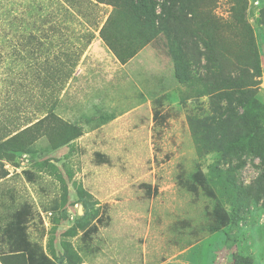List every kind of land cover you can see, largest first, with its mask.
Masks as SVG:
<instances>
[{
	"label": "rangeland",
	"instance_id": "rangeland-1",
	"mask_svg": "<svg viewBox=\"0 0 264 264\" xmlns=\"http://www.w3.org/2000/svg\"><path fill=\"white\" fill-rule=\"evenodd\" d=\"M172 1L190 12L187 40L169 37L182 47L185 69L175 66L165 32L120 63L99 37L111 6L0 0V130L10 135L33 123L46 101L79 129L66 145L41 137L26 153L0 158V253L5 225L27 204L28 239L56 264H264V0H243L239 8L234 0ZM237 12L252 29L262 72L244 91L245 108L227 106L223 82L213 93L195 37L216 53L221 79L223 52L247 67ZM81 51L58 92L41 85L43 63L57 56L66 64V55ZM155 109L165 116L161 124ZM230 126L235 133L223 140ZM246 129L254 153L245 148ZM237 143L241 149L232 150ZM95 153L109 162L97 164ZM196 172L215 200L201 188L189 191ZM215 203L230 222L210 233ZM102 212L106 226L82 245L80 235Z\"/></svg>",
	"mask_w": 264,
	"mask_h": 264
},
{
	"label": "trees",
	"instance_id": "trees-1",
	"mask_svg": "<svg viewBox=\"0 0 264 264\" xmlns=\"http://www.w3.org/2000/svg\"><path fill=\"white\" fill-rule=\"evenodd\" d=\"M96 4H104L111 6L113 10L109 14L108 18L99 30V37L103 44L110 50L115 58L120 62H127L136 53L147 45L151 40L156 38L159 33H168L167 42L171 46V53L176 67L184 68L187 63L182 60L183 54L179 50L182 48L175 47L173 41L169 38L170 34L183 36L187 30L191 29L188 26L187 14L190 12L188 8L177 5L172 0H92ZM236 7L243 6V0H234ZM244 7V6H243ZM159 10L156 13V10ZM237 9H234L236 11ZM243 15L241 13H235L236 22L242 23L244 30L240 34V38L245 41V50L249 59L244 57L247 67H236L232 60L226 57L223 52V79H221L222 71L217 64H219L218 58L214 55L209 48L206 40L196 35L199 42L204 48V59L206 60V71L212 80L214 86H212L213 93L216 92L215 84L223 82V89L220 90L221 97L227 106L232 105L234 102H239L242 108H245L243 103L244 92L246 87H250L252 84L253 76L259 77L262 72L259 66L258 53L255 48L252 37V29L248 24L242 22ZM184 27L186 29H184ZM194 36V32H192ZM89 38H92L91 36ZM186 39V38H185ZM187 40V39H186ZM191 41V40H190ZM182 40L179 39V43ZM193 40L192 43H195ZM191 51V50H190ZM82 51L78 54H68L65 56V62L57 60V56H53L55 63L48 64L46 67L43 63L42 70L46 73L43 76L42 84L44 87L49 86L51 91L58 92L61 89L60 84L63 79L71 76L75 67V58L71 56L81 55ZM196 53H198L196 51ZM191 56L194 60H199V57ZM71 62L74 63L72 66ZM63 64H65L63 66ZM69 69V71H68ZM237 74L233 76L234 73ZM249 71L252 74H249ZM68 75H67V73ZM177 77L180 78V74L177 73ZM249 83V84H248ZM50 91V92H51ZM47 99V98H46ZM158 101L155 100V103ZM47 101L39 103L37 110H44L43 116L35 119L33 123L26 125L21 130H16L13 134L6 135L0 130V158L10 157L15 154L26 153L28 149L41 137H46L49 141L56 146H63L71 142L73 139L79 136V129L70 125L53 113L52 106H48ZM227 110V109H226ZM153 120L155 123L161 124L165 120V116L160 114L158 109L153 110ZM219 124V123H218ZM220 125V124H219ZM227 123L223 124L226 127ZM221 126V125H220ZM235 133V128L230 126L226 133H223V140L231 139L230 134ZM246 142L245 148L251 153H254V148L251 146L253 140V134L246 129L245 135ZM232 150H240L239 143L230 147ZM94 159L97 164H107L108 158L100 153L94 154ZM27 173V172H26ZM28 178L31 179V174L27 173ZM198 188H201L207 197L215 200L214 193L206 184L203 175L200 172H196L192 175V180L188 183V189L192 193H195ZM211 220L209 226L210 233H216L226 227L230 222V214L226 213V210L219 204L215 203L211 212L208 214ZM32 217V212L27 204H23L16 210L8 224L5 225L1 238L6 241V251L0 253V264H56L45 253H43L41 247L36 243L31 242L28 239L26 233V226ZM232 218V215H231ZM107 224V218H104L103 212L101 215L89 226L79 237V241L84 245L92 239L99 231V228L105 227ZM80 243V244H81ZM68 264H76L70 259Z\"/></svg>",
	"mask_w": 264,
	"mask_h": 264
}]
</instances>
